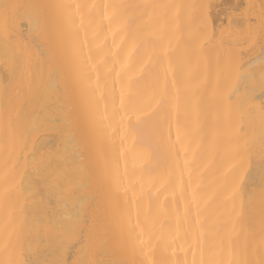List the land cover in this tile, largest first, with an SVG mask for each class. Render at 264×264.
Instances as JSON below:
<instances>
[{"label":"bare ground","instance_id":"6f19581e","mask_svg":"<svg viewBox=\"0 0 264 264\" xmlns=\"http://www.w3.org/2000/svg\"><path fill=\"white\" fill-rule=\"evenodd\" d=\"M6 3L21 7L8 41L0 17V264L58 259L57 234L85 205L93 236L86 255L82 245L64 253L69 261L191 264V233L202 231L206 258L262 264L264 97L259 88L232 93L241 73L257 81L264 73V0H0ZM35 4L73 7L45 8L41 33L29 31L26 18V6ZM75 5L84 18L76 44L86 40L83 52L92 57L86 75L67 32L59 39L60 17ZM233 13L243 22L209 42L204 19L218 26ZM25 45L31 63L13 73L14 53ZM177 90L181 140L172 147ZM6 110L28 135L29 158H43L53 174L55 190L35 183L31 169L28 179L11 173ZM241 158L244 180L233 198L225 185ZM193 191L196 204L185 219Z\"/></svg>","mask_w":264,"mask_h":264},{"label":"snow or ice","instance_id":"6c2138e0","mask_svg":"<svg viewBox=\"0 0 264 264\" xmlns=\"http://www.w3.org/2000/svg\"><path fill=\"white\" fill-rule=\"evenodd\" d=\"M21 6L15 4H3L0 5V17L3 20L4 27V39L8 41L11 39V34L9 31V23L10 20L16 15V9ZM30 11L27 13V21L29 24V31L36 32L40 30L42 33V28L40 25V18L43 16V10L45 8H55V9H71L73 6L71 5H28L26 6ZM81 5H75V11L65 12L61 15V28L59 39L61 42L64 40L65 32H67L71 47L74 56L77 60V67L81 74H87L88 68H93L91 65V55L84 53L83 48L86 47L87 41H80V46L77 47L76 44V34L79 30L84 27V18L80 14ZM152 7H162V6H152ZM242 16L226 14L222 19H220L219 25L217 26L216 21L211 17H206L203 21L202 31L207 35L209 42L215 40L217 37V32L221 37L224 36L226 32L235 30L237 26H239L242 21ZM260 29L261 35L264 36V10L261 12L260 17ZM251 51V49H250ZM15 55V63L13 67V73L19 70L21 67L25 65H30L31 59L33 57V52L28 48V46H21L19 51L14 53ZM246 53H241V64L240 67H244L243 56ZM264 55V45H262V53ZM248 63H251V59ZM167 72L168 69L165 70V92L167 91ZM99 81V76H97V86ZM176 80H172L173 87L176 86ZM243 86L249 92L255 93L256 89H260L261 97H264V73L261 74L259 80L257 81L254 74L250 72H243L239 77V84L235 87L233 91V95L240 91V87ZM179 90H177V95L174 97L175 103L171 105L172 112L176 117V125H177V134L175 143H171V136H169V141L172 147H175L181 140L180 128V108H179ZM120 103L123 106L124 100V90H120ZM163 99V97H162ZM243 105V101L241 102V106ZM4 127H5V150L7 152V161L11 162V173L15 175L17 171H19L24 179H28L30 176L29 169H31V173H34V181L35 183L44 182L47 183L50 189L55 190L56 184L52 182V173H46L44 170V161L42 160L38 163L35 158H29V139L28 135H26L23 127L19 126L16 120L13 118L10 112L7 110L4 113ZM35 131V128H29L28 132ZM261 150L264 152V141H262ZM242 149L240 146H237L235 153L236 156H240ZM188 161H184V166H188ZM242 167V158L237 161V163L233 166L230 173L228 174L229 183L225 185V187H231V193L233 198L239 195L244 177L239 173V169ZM192 176L189 173V185H191ZM196 204V194L193 191L191 201L185 207V219H187L189 213L191 212L192 206ZM199 210L197 209L195 217H193V223L199 224ZM131 224V220H129ZM139 220L136 221L133 228L139 227ZM93 225L89 223V207L85 205L83 207L82 213L78 212L74 217L67 218L65 223L62 225L61 230L57 234V249L60 254L58 259H55L50 262V264H91L90 261L79 259L75 261H69L64 258V253L69 252L71 249L76 248L77 245H82L81 252L82 255H86L89 243L93 236ZM143 231V230H141ZM136 240H139L141 244L144 243L143 240H140L139 235L135 237ZM187 251L192 253V261L191 264H224L222 260L213 259L212 257L206 258V244L204 240V233L202 231H196L191 233V243L188 246ZM197 255H199V259H197ZM184 264H188V261L185 260ZM229 264H234V262H229ZM236 264H247V261L236 262ZM264 264V262H262Z\"/></svg>","mask_w":264,"mask_h":264}]
</instances>
